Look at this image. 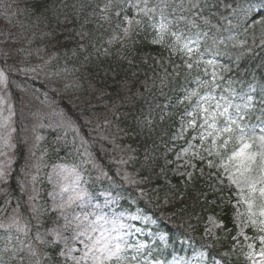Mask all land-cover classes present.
I'll return each instance as SVG.
<instances>
[{
    "label": "snow or ice",
    "instance_id": "snow-or-ice-1",
    "mask_svg": "<svg viewBox=\"0 0 264 264\" xmlns=\"http://www.w3.org/2000/svg\"><path fill=\"white\" fill-rule=\"evenodd\" d=\"M92 2L93 0H89V4ZM3 4L4 0H0V6ZM221 4L227 10L226 15L219 12ZM10 7L11 5H6L0 11V16H5L9 22L11 18L7 16V11ZM63 7L72 8L78 16L84 5L79 9L75 4H64ZM63 15L64 21L57 19V26L70 22L69 13L65 12ZM217 15L219 19L217 23H213ZM87 16L85 23H94L97 30L111 29V36L107 40L109 46L118 43L123 49L134 36L151 30L153 35L149 43L166 47L169 61L171 57L179 56L181 64L173 62L171 73L165 69L163 75L157 74L161 95H165L163 89L168 87L170 77L174 79L178 76L181 68L187 70L186 79L193 72L197 73L193 77L195 87L185 89L183 95L171 103L156 105L160 110L159 120L164 121L172 115L169 111L172 107L184 108L180 114L179 129L173 139L183 140L190 131L194 134L187 147L177 153V159L190 153L192 158L206 161L209 170H216L215 173L210 171L209 175H215L220 184L227 181L228 186L236 190L237 204L243 207V210L236 209L237 219L243 217L237 227L242 223L244 227L251 225L257 232L264 233V86L261 87L259 100L251 95L255 91L253 85H249L246 92H238L231 80L226 87L221 88L220 94L216 92L220 87L219 81L224 79L223 73L228 71L216 59L222 55L219 51L221 45L227 47L230 43L233 48L250 52L252 49L247 44V37L251 32L253 42L258 39L259 47L264 49V0H96ZM37 19L40 20L41 17L38 16ZM221 32L228 34L226 40L221 38ZM241 34L245 37L244 40L238 39ZM44 35L55 38V30ZM75 36L79 37L80 51L85 52L87 45L84 41L89 40L91 33L81 30ZM0 37V45L9 46L8 50H0V185H8L14 175V153L20 144L27 143L20 135L26 129L15 126L17 108L11 91L16 88L23 93L27 89L17 84L10 74L18 72L26 76L31 73L39 75L56 56L45 60L43 65L14 68L8 61L11 58L9 40L15 43V39L9 32H0ZM92 47L103 56L109 55L108 48H96L95 44ZM244 54L245 52H240L237 60ZM84 59L89 60V55H85ZM128 62L132 63L131 60ZM157 63L163 67V61ZM200 72H203V77L210 79L202 78ZM55 75L58 76L59 73ZM155 84L153 79V85ZM70 87L78 88L79 85H64L65 89ZM43 102H48L47 94ZM19 103L22 107L26 106L23 96ZM83 105L77 119L63 110L54 113L58 117L55 123L50 121L45 124L40 112L32 113L35 121L32 127L33 142L29 150L32 163L25 164L18 174L21 177L18 182L21 195L16 197L13 205L11 193L0 189V195L3 196L0 204V232L3 233L0 235V264H152L147 258L152 254L150 247L139 239L132 240V237L143 232V228L136 227L133 222L151 223L149 217L142 215L139 210L135 213L118 210L122 194H113L110 189L97 194L103 197L102 204L95 202L97 195L87 187L93 172L96 173L95 181L106 180L111 188L118 185L109 171L97 162L89 140L81 134L83 125H78L77 120L87 116L91 101L84 100ZM113 108H117L115 103ZM155 110L150 108L147 114L141 112L134 116L136 127L132 131L137 135L142 134L145 129L151 131L156 120ZM253 117L256 123L251 122ZM109 123L105 118V125ZM85 124H91V119L86 118ZM44 128L62 133L57 135L56 140L65 145L69 143L68 137L71 134L73 152L78 158V162L71 165L56 163L51 166V171L47 173L48 183L52 185V190L47 193L50 204L47 201L41 203V191L37 187L41 170L46 166L45 157L48 152L47 148L41 146L45 137L39 130ZM121 131L126 135L130 134L127 130ZM100 139L109 138L101 135ZM194 140H199V148L207 153L206 156L200 150H194L197 149V145L192 142ZM109 143L114 152L121 153L118 159L113 157L112 163L124 166L136 159L131 154L127 158L123 155L136 151L130 146L123 147L115 139ZM229 145L232 146L230 150ZM145 159L150 157L146 155ZM185 164L196 169V165L190 161H185ZM161 171L164 172L165 169ZM199 171L203 176L204 169ZM116 175L124 185L139 189L141 197L146 195L141 185L149 182L150 176H140L138 179L139 173L133 175L127 171L121 172L120 168H117ZM183 176L187 190L193 182L194 173L185 171ZM211 188L213 193L221 190L215 185H211ZM200 195L209 202L207 193L201 192ZM25 196L26 202L23 199ZM77 209L80 211L77 212ZM45 218L51 221L48 227H44ZM209 223L213 227L220 226L213 217H209ZM205 231L211 233L212 229L206 227ZM150 235L161 242L167 239L163 233ZM238 235H244L243 229ZM258 239L259 252L248 253L252 264H264V235H260ZM248 248L252 249L253 245L249 244ZM196 256L198 258L191 261L180 258L177 264H204V253L199 252ZM155 264L160 262L157 260Z\"/></svg>",
    "mask_w": 264,
    "mask_h": 264
},
{
    "label": "trees",
    "instance_id": "trees-1",
    "mask_svg": "<svg viewBox=\"0 0 264 264\" xmlns=\"http://www.w3.org/2000/svg\"><path fill=\"white\" fill-rule=\"evenodd\" d=\"M18 1L23 9H28L30 15L35 10L37 13L39 11L42 12L41 19L43 23L51 31L55 30L54 41L58 44L57 51L66 55L69 61L75 62L76 69L81 70L77 76L83 80L78 84L77 91L60 97L64 103L61 109L73 119H77L80 117L81 108L84 106L83 101H91V107L87 110V116L77 120L78 125H83L81 132L85 133L88 137H90L89 134L92 135L94 139L100 138L101 135L108 136V140L100 139L106 146L110 140L115 139L117 143L126 145L127 147L130 146V148L136 150L135 152L124 153L125 158H127L128 154H131L136 159L128 165L120 166L107 161V151L102 152L96 147L94 155L98 156L97 160L100 165L109 171V174L119 185L124 184L116 175L117 168H120L121 172L127 171L133 175L139 173L137 175L138 179L140 176H150L151 180L141 185V188L150 195L152 204L158 199L159 194L166 190L171 191L173 195V199L170 200L173 205V207L172 205L170 206L172 208L171 216L165 213L166 219L158 217V221L160 227L172 237L171 223L175 225L177 222L185 223L195 216H199L202 218L197 223L199 226L208 212L215 214L223 222L224 230L229 229V232L223 234L221 231H218L216 237L208 239L205 244H203L204 240L201 238L204 246L202 248L206 250L209 258L216 256L220 251H231V246L234 244V241H231L234 228L232 226L230 202L237 199L236 194L232 193V191L226 192L221 189L222 200L217 199L213 203H210L209 200L212 198L208 197L207 201L209 202H206L205 198L200 195L201 192H204V189L197 185L196 180L189 185L187 190H185L184 183L180 184L174 178L169 179V185L164 184L161 175L157 172L155 166H153L152 161L150 159L146 160L145 156L150 146L156 143L157 137L159 138L162 134L165 126L162 124L158 127V122L155 120L154 127L151 131L145 129L140 135L132 131L136 127L133 120L134 116L140 115L141 112L147 114L150 108H155L154 115L158 118L160 115L158 112L160 110L156 108V105L163 106L176 92L178 87L182 85L184 87L189 83L182 76L178 78L180 81L175 80L178 76L174 79L170 77L168 87L163 89L165 95L160 94L159 75L157 74L163 75L165 69L157 61H161L160 56L166 54L168 56L167 62L181 64L179 56H173L171 57V61H169V52L166 47L149 43L153 35L151 30L141 32L139 36H134L132 41L128 42L127 47L123 49L118 43L112 46L107 45V40L111 36V29L107 31L103 29L97 30L94 23H85V20L88 19L87 14L92 10V6L87 7V9L83 8L82 11H79L78 16L72 8L63 7L64 4H75L78 9L81 6V0ZM65 12L69 13L70 22H64L57 26V19L64 21L63 13ZM219 12H223L225 15L227 14V10L224 9L223 4H221ZM218 19L219 15L213 20V23H216ZM81 25H83V29H81ZM81 30L91 33L89 40L84 41L87 45L85 52L80 51L79 37L75 36V33ZM224 34L226 32H221L220 35L223 36ZM239 36L245 39L242 34ZM102 41H104L105 48L109 49L108 56L97 53L96 49L92 47V44H95L96 48H99L98 46L102 44ZM247 44L252 49L250 52L246 51V49L230 50L227 47H223L219 49L222 55L216 57V59L220 64L228 68V74L237 75L241 73V82L243 85L251 82L253 78H256L259 82H264V49L259 47L258 39L255 43L253 42L251 32H249L247 37ZM242 51L245 54L237 60V56ZM85 55H89L90 59L85 60ZM129 60L132 61L131 64L128 62ZM145 60H147V63H145ZM183 72L184 70L180 69V73ZM153 79L156 81L155 85H153ZM146 87L147 90H145ZM114 103L117 105L115 109L113 108ZM170 110L174 112L175 109ZM86 118L91 119V124H85ZM105 118L110 121L107 126L105 125ZM166 120V124H168V119L166 118ZM121 129L127 130L130 134L126 135ZM40 134L45 137L43 142L48 146L47 148H50L51 141L56 136L53 130L48 129L46 131V128H44ZM20 135L23 137L22 133ZM18 148L21 151L19 154L21 160L27 154L25 143L20 144ZM52 150H55V148L52 147ZM21 164L23 165L22 161ZM125 189L129 194H132L131 201L135 206L143 209L151 206L149 203H143V199L141 198L135 199L136 197L134 196L140 195L139 189H134L129 186ZM133 190H135L134 193H132ZM181 194H183V197ZM179 197H181V200L177 201ZM197 197H199L198 201ZM121 204L124 207H130V204L125 203V201ZM46 223L47 225L49 224L47 220ZM201 233L202 231H197L194 237H201ZM254 240L256 241L257 237Z\"/></svg>",
    "mask_w": 264,
    "mask_h": 264
},
{
    "label": "rangeland",
    "instance_id": "rangeland-1",
    "mask_svg": "<svg viewBox=\"0 0 264 264\" xmlns=\"http://www.w3.org/2000/svg\"><path fill=\"white\" fill-rule=\"evenodd\" d=\"M6 5H11V7L8 8L7 11V16L11 18V22H9V19L6 18L5 16H0V32H9L11 33L12 38L15 39V43H12V40H9V45H11V49H10L11 58L8 61L9 65H12L14 68L17 69L21 67H35L37 65H43L44 61L50 59V57H52L53 55L56 56V59H53L51 63L46 68H44V71L39 73V75H37L36 73H31L28 76H26L22 73L13 72L10 74L11 78L13 80H17L18 77L23 79L25 78L31 79L30 76H35L36 78L31 80H34L37 83V85H41L43 87L44 92L53 91V89H55V91L70 93L75 87H70L65 89L64 85L75 84L76 71L72 69L73 65H71L70 62H66L62 64L63 61H59L57 55L58 44L54 41V38L49 36H43V38H41L42 36L41 37L37 36L39 34V28L41 26V22L37 21L38 19L36 15L31 16L28 9H23L18 0H4V4L0 6V11H3L4 6ZM29 41H31V43H29ZM44 41L48 42V45ZM8 47H9L8 45H0V50H8ZM103 47H104V41H102V48ZM29 52L31 53L30 55ZM0 66H2V62H0ZM55 73H59V75L57 76L55 75ZM16 83L18 84V82ZM17 92H18V97L16 98L13 96L15 106L17 108V115L16 117H14V119L19 125L18 126L15 125V126L18 129L19 128L26 129L24 131L26 132V139H25L27 141L26 144H29V147H31L32 139H33L32 127L33 124L35 123V121L32 118V113L38 111L43 116L48 117V116H53L54 113L57 112V108L50 106L49 104L42 103L45 96L42 97L41 92L39 90L37 91L36 89H27V91L23 93L20 92L19 90ZM22 96L24 97L26 103V106L24 107H22L19 103V100ZM57 120L58 117L56 116V121ZM112 154L118 155L119 157L118 151L114 152L112 150ZM73 157L75 159V163L78 162V158L76 157L75 153ZM183 159H184L183 157L180 158V160L177 159V155H174L173 157V160L181 163V166H179L180 169L179 167L176 166L173 168V171H175L176 176H183L185 171H190L191 169V167L185 165V161L184 163L182 162ZM187 166L189 167L188 170L185 169V167ZM50 171L51 168L49 172ZM41 176H42V170H41L40 178ZM213 178H215V175H213ZM45 179L48 182L47 176ZM217 183L219 185L229 187L227 181H225L223 184H220V182L217 180ZM49 185L52 190V185L51 184ZM30 187L31 186H29V190ZM47 202L48 204L51 203V201L48 200V198H47ZM98 203L101 204L103 203V197ZM76 211L79 212V210ZM105 211H107V209ZM209 217L212 216L209 215L207 217L208 221L206 223V227L211 228L212 229L211 233H213L216 227H213L209 223ZM235 220L237 226L239 221L243 220V217H240L238 220L235 215ZM137 222H133V223L135 224L136 227L140 228V226L137 225ZM241 229H243V233H244L246 227H244L242 223H240V226L237 227L238 233L241 231ZM150 234L152 233H149L148 229H143V232L132 237V240L134 241L136 239H139L144 242L142 237L146 236L149 239L153 238V240H156L157 243L161 242L158 239L152 237ZM245 237H246L245 235H242V240L244 241V243L247 242V239ZM245 245L248 246L249 242L245 243ZM198 253L199 252L193 254L190 258H187L185 260L191 261L197 259L198 257L196 256V254ZM177 261L178 260L176 261L173 260L171 261L170 264H177Z\"/></svg>",
    "mask_w": 264,
    "mask_h": 264
}]
</instances>
